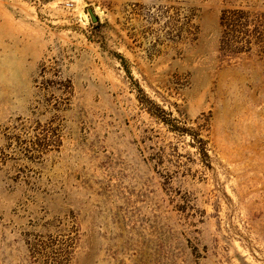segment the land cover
<instances>
[{
    "label": "rangeland",
    "instance_id": "obj_1",
    "mask_svg": "<svg viewBox=\"0 0 264 264\" xmlns=\"http://www.w3.org/2000/svg\"><path fill=\"white\" fill-rule=\"evenodd\" d=\"M0 264H264V0H0Z\"/></svg>",
    "mask_w": 264,
    "mask_h": 264
},
{
    "label": "water",
    "instance_id": "obj_2",
    "mask_svg": "<svg viewBox=\"0 0 264 264\" xmlns=\"http://www.w3.org/2000/svg\"><path fill=\"white\" fill-rule=\"evenodd\" d=\"M90 13H91L92 21L93 22H96L97 21V18L93 15V12L92 11Z\"/></svg>",
    "mask_w": 264,
    "mask_h": 264
}]
</instances>
